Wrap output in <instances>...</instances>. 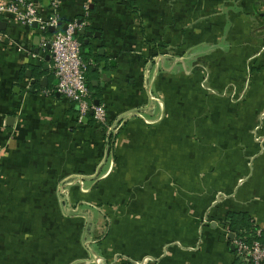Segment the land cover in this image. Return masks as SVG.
Returning <instances> with one entry per match:
<instances>
[{
  "label": "crops",
  "instance_id": "0c3cea01",
  "mask_svg": "<svg viewBox=\"0 0 264 264\" xmlns=\"http://www.w3.org/2000/svg\"><path fill=\"white\" fill-rule=\"evenodd\" d=\"M33 1L38 2L43 9L42 12L50 5V0ZM135 1L140 17L126 10L120 0H59L57 18L60 25L54 28V32L62 30V26L69 21L83 22L80 30L83 29L85 33L80 34L78 31V35L83 43L82 58L91 65L87 72V82L93 87L90 94L99 91L102 97L101 105L108 112L113 116L132 113L130 111L136 108L138 100L143 96V88L150 85V82L147 83L149 78L155 92L165 94L166 102L172 109L167 110L171 117L169 125L178 133V123L185 120L187 124L189 116L194 113V107L197 106L199 112L204 104L210 108L211 100L213 102L219 100L201 95L194 80L177 78V72L172 70V65L168 67L160 58V54L165 55L167 51L163 48L168 47L173 51L180 41L176 22H173L178 16L177 8L180 4L178 0ZM251 8L253 9L252 4ZM233 16L234 27L237 23H242L241 16L237 17L234 14ZM258 21L263 22L264 16L259 17ZM0 22V149L3 148V144L8 147L3 150L7 152L0 160L2 164L4 161V165L15 167L14 173H22L13 174L10 179L24 187L23 190H18L17 197L33 196L32 188H27V184L31 185L39 179L46 183L57 182L58 176L46 174L48 166L53 167L49 162L50 158L56 167L69 165V168L77 170L81 176L84 171L90 177H97L95 180L98 179L95 174L99 165L98 156L89 157V154L95 152L97 144L91 146L87 152L81 137L78 136L82 132L92 133L95 127L80 126L74 119L76 115H67L68 106L55 90L56 79L51 68L47 45L41 48V40L32 25L13 23L1 15ZM247 29L250 36L252 73L246 103L242 106L232 105L233 119L238 121L234 122L228 136L235 140L234 145L227 149L226 154L222 149L210 150L211 153L207 154V160L202 166L210 169L203 175L204 190H193L194 179L190 171L183 177L186 185L180 195L175 189H162L158 185L159 177L166 174L170 178L168 180L176 184V170L171 168L168 174L162 173L158 168L159 172L156 173L155 169L160 165L157 161L153 163V171H151L153 166L149 165L150 168L143 169L144 172L142 171L138 177L135 175L132 177L133 181H140L141 184L148 181L157 186L153 190H141L136 194L141 206L140 211L146 215L144 220L146 223L139 224L136 242L132 245L122 242L121 257L127 259V264L133 261H139V264H233L235 259H239L240 264H246L229 242V232L223 223L225 214L228 211L246 212L259 230H264V117L260 116L264 111V52L260 49L264 44V29L259 30L256 26ZM86 32L90 35L86 36ZM245 51L244 43L243 45L238 43L233 66L239 70L237 72V74L240 72L239 77L242 75L240 68H245V64L240 62ZM223 52L210 50L206 54H211L208 61L218 72L219 79L226 81L229 75L220 76L221 73L217 70H223L228 64ZM169 59L166 56L165 60ZM161 65H164L166 70L163 73L161 70L158 71ZM33 68L35 72L32 71ZM22 70L25 71L21 76ZM231 73L233 72L229 74ZM179 101L185 105L182 107L173 105ZM218 103L227 106L225 101ZM220 107L211 110V117L225 115L226 110ZM161 113L160 107L155 105L153 122L159 121L158 116ZM242 119L249 120L248 134L242 133ZM70 121L81 128L77 134L65 132ZM131 122L134 124L131 128H136L129 129L128 134L131 130H137L133 133L152 136L151 143L137 145L121 143L118 145L121 149L134 151L124 152L123 155L134 156L137 157V161H143L144 155H141V151L144 154L146 151H152L151 154L155 157L158 153L156 150L161 154L164 146L161 142V125L146 127L139 120L131 119ZM211 129L215 131V127ZM34 131L35 133L43 131L47 146L42 148L31 146ZM6 135H11L7 141ZM254 136L260 137L261 142L255 140ZM169 146L177 149L176 143L171 142ZM105 149L108 153L114 150L107 146ZM65 153L73 155L72 161L62 159L70 155ZM84 157L89 158V161L84 160ZM163 157H166L164 153ZM125 164L124 161H118V166ZM171 165H177V161H171ZM34 166L41 167V170L36 171L39 176L32 174L35 170L31 168ZM128 166L126 170H123L124 167H121V170L117 168L114 172L111 170L112 174L107 181L114 183L125 180L124 176L134 168L133 165ZM143 166L142 168H145L147 164ZM18 168H22V171ZM40 171L42 175L39 174ZM42 193L39 195L43 196ZM171 196L175 198L178 196L182 201L179 207L181 217L174 214V222L163 217L173 211L172 207L164 209L160 207L161 200L168 201ZM157 200H160L159 203ZM118 255L116 253L114 256L119 258ZM13 262H16V259H13Z\"/></svg>",
  "mask_w": 264,
  "mask_h": 264
},
{
  "label": "rangeland",
  "instance_id": "374dc122",
  "mask_svg": "<svg viewBox=\"0 0 264 264\" xmlns=\"http://www.w3.org/2000/svg\"><path fill=\"white\" fill-rule=\"evenodd\" d=\"M178 2L180 3L177 8L178 16L173 22H176L180 41L173 51L168 47L163 48L167 51L165 55L160 54V58L168 67L172 65V70L177 72V78L194 80L201 95L219 101L211 100L210 108L204 104L199 112L197 106L194 107V113L189 116L187 124L185 120L182 123L178 121V133H175V129L169 125L171 117L170 113H167L165 94L155 92L154 85L147 78V83L150 82V85L143 88V96L138 100L136 108L130 111L132 113L113 116L104 107L108 113L106 121L96 126L92 133L82 132L78 135L87 152L91 146L97 144L95 152L88 153L89 157L98 156L97 173L94 170L98 176L96 180L97 177H90L84 171L81 173L82 176L79 175L77 170L69 168V165L56 167L50 158L49 162L53 167L48 166L46 174L58 176L57 182L46 183L43 179H39L31 185L27 184V188H32L33 196L17 197L18 190H23L24 187L10 180L12 175L17 173L13 171L15 167L4 165V161L2 164L0 160V264H127V259L121 257L122 242L130 245L136 242L139 224L146 223L144 221L146 215L140 211L141 206L136 194L141 190H153L157 186L148 181L145 184L133 181L134 175L138 177L143 169H149V165L153 166L157 161L160 165L156 167V173L159 169L162 173H168L171 168L176 170V184L169 181L170 178L166 174L159 177L158 185L162 189H175L180 195L185 189L183 177L187 171L192 172L193 175V190L205 189L203 175L210 168L202 164L207 160V154L211 153L210 150L219 149L226 154L227 149L235 143L232 136L231 138L228 136L234 122L238 121L233 119L232 105L242 106L246 103L252 73L250 36L247 27L256 26L259 30L264 29V21L261 23L258 21L259 17L264 16V0H178ZM233 14L237 17L241 16L242 20V23H237L235 27ZM236 26H240V29ZM238 43L239 45L244 43L246 48L245 54L241 56L242 61L240 60L245 64L244 69L240 68L241 77H239L240 72L237 74L239 70L233 66L237 57L235 49ZM260 49L264 52V44ZM210 50L224 51L228 64L223 70H217L221 73L220 76L229 75L226 81L220 80L218 72L210 65L208 60L211 54H206ZM166 56L170 58L168 61L165 60ZM174 60H176L175 65H173ZM160 70L161 73L166 71L164 65L159 67L158 71ZM230 72L233 73L229 74ZM222 101L227 103L226 107L224 103L221 105L218 103ZM155 105L162 111L156 123L153 122ZM219 106L226 110L225 115L218 114V117H211V110ZM260 116L264 117V111ZM130 117L143 122L146 127L161 125V142L164 144L161 154L156 150L158 153L155 157L151 154L152 151H146L145 154L141 151V155H144L143 161H137V157L134 156L123 155L124 152L134 153V151L127 149L125 151L118 147L119 144H146L151 143L152 138V136L133 133L137 130H131L128 134L129 129L136 128H131L133 122ZM249 126L248 119L241 120L243 135L249 133ZM211 127H215V131ZM67 128L65 132L70 134H77L81 129L71 121ZM10 136L6 135V141ZM32 136L34 140L31 146L41 148L47 146L48 142L43 131L40 133L34 131ZM254 139L261 142L258 136H254ZM171 142L176 143L177 149L169 146ZM106 146H112L114 150L108 153ZM4 149L8 147L3 144V148L0 149V159L5 157L7 151L3 152ZM163 153L166 157L162 158ZM64 158L72 161L73 155H66L62 159ZM86 159L87 157H84V160ZM175 160L177 165H171V161ZM190 160L193 163L190 164ZM118 161H124L126 164L118 166ZM142 164L147 166L142 168L144 167ZM128 165H133L134 168L129 170L126 176L123 175L125 180L114 183L107 181L117 168L121 170V167H124L123 170H126ZM32 169L35 170L32 174L39 176L36 171L41 170V167L34 166ZM153 170L154 166L151 167V171ZM19 171H22V168ZM39 174L42 175L41 171ZM41 192L43 196L38 197ZM225 195L226 193L223 196ZM159 201L157 200V203ZM181 202L178 196L177 198L171 196L168 201L161 200V208L171 206L173 210L163 217L173 222L174 214L181 217L179 208ZM116 253L119 254V258L114 256ZM13 259H16V262H13ZM132 263L140 262L133 261L129 264Z\"/></svg>",
  "mask_w": 264,
  "mask_h": 264
},
{
  "label": "built area",
  "instance_id": "2783aa9c",
  "mask_svg": "<svg viewBox=\"0 0 264 264\" xmlns=\"http://www.w3.org/2000/svg\"><path fill=\"white\" fill-rule=\"evenodd\" d=\"M58 3L59 0H50L48 9L42 12L43 9L37 1L0 0V15L13 23L25 26L36 24L35 32L41 40V48L49 45L56 92L75 104L79 121L93 110L96 123L103 124L107 119V112L103 105L96 106L90 101L91 95L86 78L89 63L81 56V42L77 33L83 22L69 21L64 30L49 34L50 27L58 26ZM232 244L237 254L247 264H264V244L258 241L247 244L235 237Z\"/></svg>",
  "mask_w": 264,
  "mask_h": 264
},
{
  "label": "trees",
  "instance_id": "16d2710c",
  "mask_svg": "<svg viewBox=\"0 0 264 264\" xmlns=\"http://www.w3.org/2000/svg\"><path fill=\"white\" fill-rule=\"evenodd\" d=\"M120 2L126 10H128L132 14H135L136 16L140 17V15H139L140 11L136 5L135 0H120ZM236 27L238 28V26H236ZM239 29H240V26H239ZM77 35H78V33H77ZM78 38L81 42V56H82L83 43H82L81 37L79 35H78ZM83 60L86 61L85 59H83ZM90 66L91 65L89 64L88 69L86 71V78H87V72H88ZM24 71L25 70L21 71V76L23 75ZM32 71L35 72L34 68ZM87 85H88L89 90L91 88H93L88 82H87ZM94 89L96 90V88H94ZM63 100L68 106V108L66 110L67 115H73V114L76 115L74 117V119H76V122L78 123V125H80V126L83 125L85 127H91V128L99 126V124L96 123V121L93 117V114H89V112L84 117L86 119L85 120L86 122L79 121L78 120V113H77L75 104L71 101H68L65 98H63ZM94 100L99 101L98 105L101 104L102 97H101V94L99 91H96L95 94L91 95L90 101L92 104H93ZM173 105H176L177 107L178 106L182 107L185 105V103H182V101H179V102L174 103ZM166 109L172 110L170 108V104H168L167 102H166ZM175 110H178V109L175 108ZM107 115H108V113H107ZM110 147H112V146H110ZM38 197H41V195H38ZM223 223L227 227L228 232L232 233L235 238L240 239L247 244H251L254 241H258V242L264 244V230L260 231L258 226L253 222L251 217L246 212L228 211L223 218ZM229 242L232 245V240H230ZM235 253L237 254L236 249H235ZM233 264H240L239 259H235Z\"/></svg>",
  "mask_w": 264,
  "mask_h": 264
},
{
  "label": "water",
  "instance_id": "95a60500",
  "mask_svg": "<svg viewBox=\"0 0 264 264\" xmlns=\"http://www.w3.org/2000/svg\"><path fill=\"white\" fill-rule=\"evenodd\" d=\"M1 23V22H0ZM59 25H60V23H58ZM32 26H33V28H36V24L35 23H33L32 24ZM66 28V24H64L63 26H62V29L64 30ZM49 32L50 33H53L54 32V28H49ZM79 33L80 34H84L85 32H84V30L83 29H81V30H79ZM90 34L88 33V32H86V36H89ZM36 39H38V37H36ZM36 45H38V43H36ZM47 49H49V45H47ZM35 52L37 53L38 52V49H36L35 50ZM49 57V56H48ZM93 104L94 105H98L99 104V101L98 100H94V102H93ZM89 114H93V110H90L89 111ZM86 119L85 118H83V122L85 121ZM228 238L230 239V240H232L233 238H234V235L232 234V233H229V235H228Z\"/></svg>",
  "mask_w": 264,
  "mask_h": 264
}]
</instances>
